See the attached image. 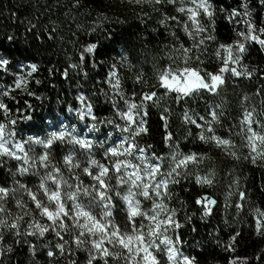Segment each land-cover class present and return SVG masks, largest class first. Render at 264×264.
<instances>
[{"label": "trees", "instance_id": "1", "mask_svg": "<svg viewBox=\"0 0 264 264\" xmlns=\"http://www.w3.org/2000/svg\"><path fill=\"white\" fill-rule=\"evenodd\" d=\"M209 3L214 15L209 19L201 11L198 20L206 31L196 35L187 11H178L181 7H195L192 0H174L172 4L164 0L159 5L152 0H0V58L9 61L6 70L0 69V90L11 86L15 75L22 74L30 81L28 89L12 93L16 100L4 98L12 110V118L22 113L31 117V120L18 119L14 137L16 142L24 145L29 156L38 157L43 152L40 145L24 143L30 136L44 139L53 131L66 129L71 132L75 129V135L93 141L92 156L101 163H109L104 159L105 146H111L113 141L119 143L129 136L115 127L117 124L123 127L126 122L116 115L114 102L117 108L127 111L125 99L140 105L143 93L156 92L157 96L153 98L156 102H144L148 134L134 138L138 146L136 155H139V148H144L149 162L160 164L157 180L164 179L174 167L171 162L173 150L183 154L195 152L198 157H203L198 163H190L187 168L180 169L181 175L175 177L178 183L170 182L167 194H163L164 189L161 188L160 197L153 195V199L166 205L167 211L175 210L174 219L180 224L179 228H169L166 234L173 240L180 238V243L175 246L193 264H264V226L258 231L256 223L257 210L264 212V159L257 157L253 163L251 156L254 153H250L247 145V125L241 124L245 112H251L254 121H264V48L249 41L240 65L230 66L252 75L234 77L230 71L223 73L226 82L218 87L217 93L201 90L177 101L175 93L166 94L158 86V75L167 68L192 67L202 75L217 73L224 56L220 45H234L237 40H242L237 32L247 31L242 15L244 5H247L256 34L259 35V30L264 28V4L261 0H209ZM233 10L241 15L229 20ZM186 25L193 31L192 37L185 32ZM208 36L213 38L205 39L199 48L193 47L194 43ZM90 43L96 44L97 48L94 53H85L87 63H83L80 54ZM181 44L192 49L187 63ZM218 49L220 56L216 55ZM31 64L37 66V71L27 77L30 71L27 66ZM71 64L78 67H69ZM110 70H115L119 77L118 91L123 97L108 83ZM137 75L142 77L139 83ZM27 91L34 92L35 96H27ZM78 96H84L85 100L81 102ZM88 104L92 105L95 120L89 117L81 120L77 114L78 109ZM212 110L222 115L218 121L212 122L214 133H209L206 126L203 132L206 136L215 134L230 140L228 146H217L212 140L201 141V129L184 122V113L188 112L204 124L199 118L203 116L210 121L209 112ZM162 116L166 118L167 126ZM108 120L113 123L108 124ZM0 122H5L2 112ZM93 124L95 131L91 128ZM252 126L264 133L256 123ZM8 130H12L11 125H8ZM169 133L172 139L166 143L164 137ZM70 151L81 164V169H73L71 173L63 163V156ZM51 156L52 164L60 167L72 189L76 185L71 178L73 175H79L84 184L91 183L90 177L82 171L87 166V151L69 144L65 138L63 142H55ZM155 157L163 159L156 160ZM128 159L139 163L135 157ZM20 164L22 161L0 157V186L17 189L10 192L4 202L5 212L0 213V217L11 221L17 215L22 216L20 231L23 233L30 222L47 226L50 221L41 216L27 193L19 189V183L36 192L40 177L51 168L32 169L24 176L13 175ZM197 176L210 177L212 184H198ZM110 183L115 185V180ZM48 185L55 188L50 181ZM63 188L65 192L69 191L67 185ZM118 190L121 194L126 193L127 185L120 186ZM241 192L245 194L243 200L239 195ZM38 196L45 205L55 207L54 203L49 204L42 192H38ZM201 197L216 202L208 205L211 209L208 215H204L203 204L196 203ZM138 199L143 211L147 212L152 207V199L145 200L142 196ZM16 200H21L24 208L17 207ZM65 200L66 206L71 208V201L66 197ZM80 200L88 203L83 195ZM238 203L241 204L239 209L236 207ZM92 212L99 218L101 207H93ZM142 219L138 217L137 221ZM259 219L264 220V217ZM112 220L121 229L127 224L126 208L119 197L113 206ZM128 227L130 230V225ZM62 235L63 240H60L50 230L44 237L38 234L21 236V242L16 243L7 228H0L3 245L12 247L10 253L5 247V254L0 255V264H87L91 238L78 247L73 242V235H79L78 229ZM233 237L235 241H232ZM57 243H64L62 254L55 248ZM230 244L234 251L229 250ZM33 247L34 252L30 250ZM109 247L113 252L122 253L116 260L109 257V264H128L124 259L126 252L118 247ZM49 249L54 251L53 257L47 255ZM154 254L162 264H168L166 253L154 250ZM99 264H103V260Z\"/></svg>", "mask_w": 264, "mask_h": 264}, {"label": "snow or ice", "instance_id": "2", "mask_svg": "<svg viewBox=\"0 0 264 264\" xmlns=\"http://www.w3.org/2000/svg\"><path fill=\"white\" fill-rule=\"evenodd\" d=\"M139 2V0H137ZM155 4L159 5L164 2V0H152ZM169 4H172L174 0H167ZM195 7H188L187 9L181 7L178 9L179 12L188 13V20L191 21L193 25V31L196 35L204 33L206 29L200 24L198 16L201 11L204 16L211 19L214 15L211 11V4L209 0H192ZM264 4V0H261ZM245 11L242 14L245 17L244 23L246 25L247 31H239L237 35L242 38V40H237L234 45H220V49H223V65L219 68L217 73H207L201 74L197 69L192 67H184L173 70L171 68L164 69L158 75V86L165 90V93H175L176 99L179 101L182 98L189 97L196 92L201 90L217 93L218 87L224 84L222 74L225 72H231L234 77H240L241 75H246L250 77L252 73L238 71L236 67H231L230 65H240L243 53L247 50V43L249 41L258 43L261 48H264V28L259 30V35L256 34V27L250 20V13L247 11V5H244ZM241 13L233 10L228 17L231 20L233 17L239 16ZM166 19H176L175 17H167ZM164 21H161L163 23ZM185 32L189 37L193 36V31H190L185 26ZM213 37H203L198 43H194L193 47L199 48L200 45L204 44L205 39H212ZM12 37H9L11 40ZM96 44H88L84 47L80 54V61L87 63V57L85 53H94L96 50ZM180 49L184 54V61L187 63L189 53L192 49L185 47L183 44L180 45ZM220 49L217 50L216 55L220 56ZM9 67V61L5 58H0V69H7ZM30 71L27 73V77H31L33 73L37 71V66L35 64L28 65ZM69 67L77 68L78 65L71 64ZM67 76V72H65ZM113 79L115 83L113 84ZM142 77L137 75V82L141 81ZM37 84L40 83L39 80L36 81ZM108 83L112 84L113 88L117 89V94L123 97V94L118 90L120 88V80L117 76L115 70H110ZM30 87V81L24 75H15L12 85L5 87L0 90V112L3 113L5 122H0V157H9L16 161H22L16 168V172L20 176H24L36 168L49 169L51 171H46V173L40 177V182L37 186V191L34 192L31 188L27 187L23 183H19V189H22L27 193L28 197L35 205V208L39 210L41 216L46 217L50 224L47 226L40 224L38 222H30L27 229L22 233L20 231V221L23 219L22 216L17 215L14 219L9 221L8 219L0 217V228H7L9 233L15 238L16 243H20L21 236H35L39 235L44 237L45 233L50 230L55 233V235L63 240L62 233L69 232L71 229H78L79 235H73V242L80 247L88 242V238H91V247L88 249V261L87 264H99L100 260H103V264H109V257L113 260L119 259L122 253L113 252L111 248H120L127 255L124 259L128 264H162V261L158 260L157 256L154 254L155 251L166 253L168 264H193L189 257L184 256L180 249L175 245L180 243V238L177 237L175 240L170 238L166 233L169 228L175 227L179 228L180 224L174 219L175 210L171 212L167 211L166 205L163 202H157L155 197H160L162 195L160 189H164L163 194H167L169 189V183H178L175 177L180 176V169L187 168L190 163H198L203 159L202 156L198 157L197 153L193 152L190 154H183L179 151L173 150L171 153V162L174 167H171L170 171L166 174L164 179L157 180V176L160 175V164H152L149 162V158L144 155L145 149L139 148V155H136L137 145L135 143V137L141 134H148V127L146 126V121L144 116L147 115L144 109V102L154 101V97L157 93L154 91H149L143 93L141 100L142 103L137 105L128 99L124 100L125 105H127V111H122L117 108L115 102L113 107L116 108V115L120 117L121 120L125 121V126L121 127L119 124L115 125L116 129L122 133H128L129 136L125 137L119 143L113 141L111 146L104 147V159L109 161V163H101L99 160L93 158L91 150L94 147L93 141L89 139H83L75 135V129L71 132L68 130H61L59 132H51L47 138L39 137H29L28 141L24 143H33L40 145L43 148V152L38 155V157L29 156L28 151L25 150L24 145L20 142H16L14 137L16 135L15 127L17 125L18 119L31 120V117L27 113H22L17 116V118H12L11 108L4 98L8 100H16V96L12 95L14 91L28 89ZM27 96H35L32 91L26 92ZM135 95V94H133ZM39 99V97H36ZM81 102L85 100L84 96H78ZM29 108L31 105L27 104V100L24 102ZM216 107H220L217 105ZM18 111V110H17ZM69 111H72L69 108ZM168 111V109H165ZM77 114L81 120H85L89 117L93 120L96 117L93 115V108L91 104L85 105L77 110ZM211 120H206L205 117L201 116L199 119L204 121L201 124L197 119L193 118L188 114L184 113V122L195 125L196 128L201 129L199 134V139L201 141L212 140L217 146H228L230 145V140L222 139L215 134L211 136H206L203 132L205 126L209 133H214L212 127L213 121H218L219 115L215 110L209 112ZM165 120V125L167 126V120L165 117H161ZM103 123V121H100ZM108 124H112V120L107 121ZM253 123H256L258 128L264 129V121H254L251 112H245L244 118L241 121L242 125H247V145L250 149V153H254L251 156L253 163L256 162L257 157L264 159V133L258 132L253 129ZM8 125L12 126V130H8ZM92 130H96L95 124L91 125ZM244 131V129H242ZM109 137L111 133L108 134ZM67 138L68 143L72 145H78L80 149L87 151L88 159L87 166L82 168L83 173L90 177L91 183L84 184L79 175H73L71 178L76 181L75 188L72 189V185L69 184L67 180L64 179L60 167L52 164L51 153L55 147V142H63ZM166 143H170L172 137L169 133L164 137ZM235 155V153H232ZM128 157H135L139 160V163H133ZM156 160H162L163 157H155ZM63 163L67 167L68 171L71 173L73 169H81V164L74 159L73 152L70 151L63 156ZM115 180V185L111 184V180ZM52 182L55 188L49 187L48 182ZM196 182L198 184H212L210 177H196ZM67 185L69 191L65 192L63 186ZM127 185V192L121 194L118 190L120 186ZM17 189H9L8 187L0 186V213L5 212V204L10 192L14 193ZM38 192H42L45 197H47L49 204L55 205L54 208L45 205L43 201L39 198ZM114 193V194H113ZM86 197L88 203L84 204L81 202L80 197ZM241 200L244 199L245 194L241 192ZM142 196L145 200L152 199V207L146 212L141 208V201L138 197ZM71 201V208L66 206V200ZM116 197H119L126 208V219L127 224L124 229H121L119 224L112 220L113 216V206L115 204ZM17 207L24 208V204L21 200L15 201ZM197 204H203L204 215H208L211 209L208 207L210 204L216 203L214 200H210L206 197H201V199L196 201ZM101 207V214L99 218L93 214V207ZM236 207L239 209L241 204H237ZM163 213V214H162ZM257 230L259 231L262 226H264V220L259 219V217H264V212L257 210ZM10 215V213H9ZM138 217L143 219L139 222ZM68 221H71L69 224ZM147 221V223H144ZM130 225V230L129 226ZM84 237L85 239H81ZM4 237L0 236V255L5 254V247L7 252H12L11 246L3 245ZM235 241V237L232 238ZM27 243V241H24ZM64 243H68L64 241ZM64 243H57L55 248L61 252L64 251ZM229 250L231 244L228 246ZM35 251V247L30 249ZM49 257L55 255L54 251L49 249L47 252ZM232 264V262H230Z\"/></svg>", "mask_w": 264, "mask_h": 264}, {"label": "rangeland", "instance_id": "3", "mask_svg": "<svg viewBox=\"0 0 264 264\" xmlns=\"http://www.w3.org/2000/svg\"><path fill=\"white\" fill-rule=\"evenodd\" d=\"M134 1H137V0H134ZM141 1H148V0H139V2H141Z\"/></svg>", "mask_w": 264, "mask_h": 264}]
</instances>
